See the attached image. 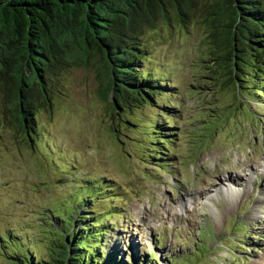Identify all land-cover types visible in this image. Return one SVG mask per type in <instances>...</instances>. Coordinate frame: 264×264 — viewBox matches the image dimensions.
<instances>
[{"label":"rangeland","instance_id":"374dc122","mask_svg":"<svg viewBox=\"0 0 264 264\" xmlns=\"http://www.w3.org/2000/svg\"><path fill=\"white\" fill-rule=\"evenodd\" d=\"M169 16L141 38L139 69L158 91L149 105L115 112L102 97L101 64L89 57L51 77L50 107L28 138L0 108V236L43 256L53 216L99 184L109 191L82 215L99 213L88 224L106 227L108 256L264 264V95L236 89L214 63L205 13L183 23Z\"/></svg>","mask_w":264,"mask_h":264},{"label":"trees","instance_id":"16d2710c","mask_svg":"<svg viewBox=\"0 0 264 264\" xmlns=\"http://www.w3.org/2000/svg\"><path fill=\"white\" fill-rule=\"evenodd\" d=\"M200 10L210 29L214 63L235 78L236 89L252 87L264 95V0H0V108L28 138L35 115L50 107L51 77L86 64L89 57L101 64L102 97L111 99L115 112L149 105L158 91L154 79L139 69L144 31L168 22L171 13L183 23ZM153 131L159 134L160 125ZM84 188L91 193L73 201L70 213L53 216L58 223L43 256L23 250L20 238L1 235L0 250L4 248L8 264H130L118 260V253H102L106 227L88 224L99 213L89 209L85 213L91 216L82 215L84 204L94 203L109 188ZM15 239L20 243L11 242ZM158 258L152 253L150 260L133 264H154ZM175 262L174 257L167 261Z\"/></svg>","mask_w":264,"mask_h":264}]
</instances>
